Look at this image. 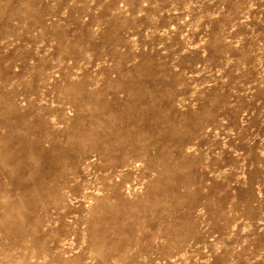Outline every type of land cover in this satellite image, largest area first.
I'll return each mask as SVG.
<instances>
[{
	"label": "rangeland",
	"instance_id": "rangeland-1",
	"mask_svg": "<svg viewBox=\"0 0 264 264\" xmlns=\"http://www.w3.org/2000/svg\"><path fill=\"white\" fill-rule=\"evenodd\" d=\"M0 264H264V0H0Z\"/></svg>",
	"mask_w": 264,
	"mask_h": 264
}]
</instances>
